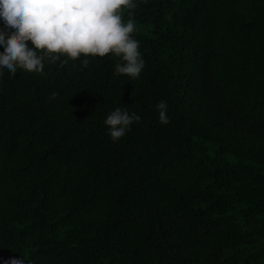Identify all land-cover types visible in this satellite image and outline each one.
Listing matches in <instances>:
<instances>
[{
    "label": "trees",
    "instance_id": "1",
    "mask_svg": "<svg viewBox=\"0 0 264 264\" xmlns=\"http://www.w3.org/2000/svg\"><path fill=\"white\" fill-rule=\"evenodd\" d=\"M131 12L137 80L110 54L0 74V264H264V0ZM116 107L140 120L111 142Z\"/></svg>",
    "mask_w": 264,
    "mask_h": 264
},
{
    "label": "clouds",
    "instance_id": "2",
    "mask_svg": "<svg viewBox=\"0 0 264 264\" xmlns=\"http://www.w3.org/2000/svg\"><path fill=\"white\" fill-rule=\"evenodd\" d=\"M137 0H0V74L18 70L40 74L46 64L110 54L116 58L114 75L133 81L140 78L145 61L133 33L137 25L131 12ZM127 11V19L123 13ZM52 93L50 99H55ZM160 124H168V106L155 104ZM140 116L116 107L103 120L111 142H117ZM4 264H25L9 258Z\"/></svg>",
    "mask_w": 264,
    "mask_h": 264
}]
</instances>
